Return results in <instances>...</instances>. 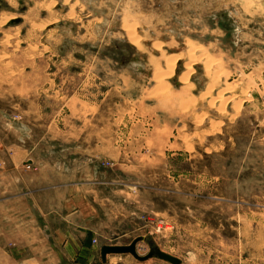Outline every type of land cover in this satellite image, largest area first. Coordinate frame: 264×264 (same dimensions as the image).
<instances>
[{"label":"rangeland","instance_id":"obj_1","mask_svg":"<svg viewBox=\"0 0 264 264\" xmlns=\"http://www.w3.org/2000/svg\"><path fill=\"white\" fill-rule=\"evenodd\" d=\"M3 163H62L100 254L264 264V0H0Z\"/></svg>","mask_w":264,"mask_h":264},{"label":"crops","instance_id":"obj_2","mask_svg":"<svg viewBox=\"0 0 264 264\" xmlns=\"http://www.w3.org/2000/svg\"><path fill=\"white\" fill-rule=\"evenodd\" d=\"M20 130L25 132L26 128L20 125ZM32 162L28 160L27 163ZM2 167L6 172L0 177V186L3 187L0 192L4 195L0 200L3 202L0 205V229L10 237L0 243V264L103 262L101 254L89 242L93 232L84 227V221H76L78 216L74 214V208L72 213L68 212L70 199L62 163L46 164L43 170L34 173L40 175L35 177L36 180L24 167L14 164L12 167L11 163H3ZM41 201L42 205L39 204ZM72 202L78 207L75 198ZM73 234L80 235V244L77 238L73 239Z\"/></svg>","mask_w":264,"mask_h":264},{"label":"water","instance_id":"obj_3","mask_svg":"<svg viewBox=\"0 0 264 264\" xmlns=\"http://www.w3.org/2000/svg\"><path fill=\"white\" fill-rule=\"evenodd\" d=\"M143 240L142 238H139L135 241H133L129 246H104L101 248V257L103 259V261L105 262L106 260V256L108 254H131L133 255L135 258H137L138 260L144 261L148 258L151 257H155L164 261H167L171 264H179L180 261L174 257H171L163 252H161L157 247H153L152 244H150V252L148 253V255L144 258H140L136 255L135 252V247L136 244Z\"/></svg>","mask_w":264,"mask_h":264},{"label":"bare ground","instance_id":"obj_4","mask_svg":"<svg viewBox=\"0 0 264 264\" xmlns=\"http://www.w3.org/2000/svg\"><path fill=\"white\" fill-rule=\"evenodd\" d=\"M242 6H243V5H242ZM242 6H241V7H242ZM243 9H244V8H243ZM245 10H246V9H245ZM167 63H168V62H167ZM169 65H170V64H169ZM169 65H167V66H169ZM171 66H172V65H171ZM171 66H170V70L173 69V67L171 68ZM160 67H161V66H160ZM168 68H169V67H168ZM160 69H161V68H160ZM162 69H163V68H162ZM168 70H169V69H168Z\"/></svg>","mask_w":264,"mask_h":264}]
</instances>
